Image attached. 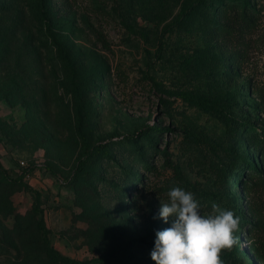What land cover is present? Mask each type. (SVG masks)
Returning a JSON list of instances; mask_svg holds the SVG:
<instances>
[{
    "label": "rangeland",
    "instance_id": "rangeland-1",
    "mask_svg": "<svg viewBox=\"0 0 264 264\" xmlns=\"http://www.w3.org/2000/svg\"><path fill=\"white\" fill-rule=\"evenodd\" d=\"M173 186L264 264V0H0V264H156Z\"/></svg>",
    "mask_w": 264,
    "mask_h": 264
},
{
    "label": "clouds",
    "instance_id": "clouds-1",
    "mask_svg": "<svg viewBox=\"0 0 264 264\" xmlns=\"http://www.w3.org/2000/svg\"><path fill=\"white\" fill-rule=\"evenodd\" d=\"M161 200L159 218L171 226L156 232L151 258L156 264H223L222 250L239 243L241 217L216 202L204 212L192 191L173 186Z\"/></svg>",
    "mask_w": 264,
    "mask_h": 264
},
{
    "label": "trees",
    "instance_id": "trees-1",
    "mask_svg": "<svg viewBox=\"0 0 264 264\" xmlns=\"http://www.w3.org/2000/svg\"><path fill=\"white\" fill-rule=\"evenodd\" d=\"M236 12L238 14H240V11H236ZM35 17H36L38 22L44 24L46 29H49L50 25L48 23L47 9L44 6H40V8L36 11ZM180 96L185 101H188L189 103L196 104L202 108H206V109L211 110V111H217V103L213 100L207 99L205 97L197 96V95L186 94V93L180 94ZM250 164H251V166H255L254 163H250ZM38 209L39 208H37V210H35L36 214L39 215V221H38L37 228L43 234V236L45 238V242L48 243L47 228H46L43 217L40 215L41 212ZM47 251L51 254L53 259H55V260L58 259L57 256H55V253L52 249L50 250V248H49Z\"/></svg>",
    "mask_w": 264,
    "mask_h": 264
}]
</instances>
